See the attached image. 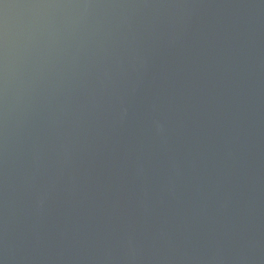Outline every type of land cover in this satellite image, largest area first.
<instances>
[{"label":"water","instance_id":"water-1","mask_svg":"<svg viewBox=\"0 0 264 264\" xmlns=\"http://www.w3.org/2000/svg\"><path fill=\"white\" fill-rule=\"evenodd\" d=\"M0 264H264V0H0Z\"/></svg>","mask_w":264,"mask_h":264}]
</instances>
